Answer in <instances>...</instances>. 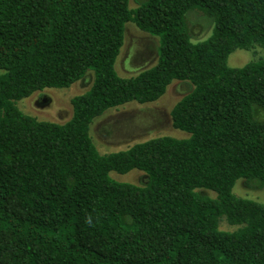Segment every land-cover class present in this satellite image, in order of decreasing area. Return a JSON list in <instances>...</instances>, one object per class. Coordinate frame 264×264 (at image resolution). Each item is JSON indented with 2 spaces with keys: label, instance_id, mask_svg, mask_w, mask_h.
I'll use <instances>...</instances> for the list:
<instances>
[{
  "label": "trees",
  "instance_id": "trees-1",
  "mask_svg": "<svg viewBox=\"0 0 264 264\" xmlns=\"http://www.w3.org/2000/svg\"><path fill=\"white\" fill-rule=\"evenodd\" d=\"M0 0V264H264V0ZM210 28L193 36L191 15ZM158 40L154 64L121 76L127 23ZM204 37V38H203ZM93 71L63 122L17 101ZM188 86L161 135L100 153L93 120ZM144 172L121 182L110 172ZM213 192L214 195H211ZM225 220L232 230L220 229Z\"/></svg>",
  "mask_w": 264,
  "mask_h": 264
},
{
  "label": "rangeland",
  "instance_id": "rangeland-1",
  "mask_svg": "<svg viewBox=\"0 0 264 264\" xmlns=\"http://www.w3.org/2000/svg\"><path fill=\"white\" fill-rule=\"evenodd\" d=\"M130 7H135V0H130ZM193 36L205 38L210 28L208 22L198 15H191ZM207 30V31H206ZM203 37V38H204ZM158 40L140 30L135 23H127L124 43L115 61V69L121 76L135 74L137 71L155 63L157 58ZM263 49L255 48L253 51L237 48L232 51L227 63L232 67H239L248 61L257 58ZM1 73V71H0ZM93 71L66 88H46L34 92L29 97L17 101L18 108L39 119L63 122L72 115L71 98L89 89L92 83ZM188 86L180 82H172L159 99L149 103L128 102L115 108L106 110L96 117L91 124V136L100 153H108L124 149L133 143L146 139L171 135L181 138L188 133L173 128L170 110L174 103L187 91ZM43 104V105H41ZM144 172L132 169L126 173L110 172V175L121 182H140ZM233 193L250 198L264 204V192L260 189L247 188L241 179L233 187ZM214 195L213 192H210ZM220 229L232 230L234 227L225 220L220 222Z\"/></svg>",
  "mask_w": 264,
  "mask_h": 264
},
{
  "label": "flooded vegetation",
  "instance_id": "flooded-vegetation-1",
  "mask_svg": "<svg viewBox=\"0 0 264 264\" xmlns=\"http://www.w3.org/2000/svg\"><path fill=\"white\" fill-rule=\"evenodd\" d=\"M41 105H43V104H41Z\"/></svg>",
  "mask_w": 264,
  "mask_h": 264
}]
</instances>
